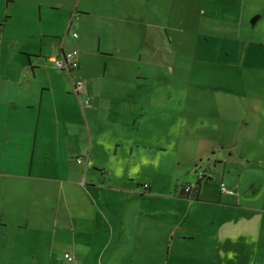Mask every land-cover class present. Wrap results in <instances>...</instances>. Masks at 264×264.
Masks as SVG:
<instances>
[{"label":"crops","instance_id":"1","mask_svg":"<svg viewBox=\"0 0 264 264\" xmlns=\"http://www.w3.org/2000/svg\"><path fill=\"white\" fill-rule=\"evenodd\" d=\"M29 1L49 27L22 28L17 0H0V264H24L23 249L31 260L55 244L62 260L74 257L67 264H168L179 249L201 251L206 264H264V89L245 130L210 147L185 183L206 173L198 198L178 185L165 192L140 175L146 148L172 134L156 118L163 104L146 102L147 76L135 72L150 61L147 38L150 54L162 39L150 0H84L62 21L49 11L63 1ZM141 21L152 37H141ZM174 41L163 35L166 46ZM71 50L78 68L56 69L50 59ZM256 71L264 74L257 58ZM222 181L233 195L220 192Z\"/></svg>","mask_w":264,"mask_h":264},{"label":"rangeland","instance_id":"2","mask_svg":"<svg viewBox=\"0 0 264 264\" xmlns=\"http://www.w3.org/2000/svg\"><path fill=\"white\" fill-rule=\"evenodd\" d=\"M27 1L30 2L17 0V5L10 4L11 8L18 6L16 23L22 28L49 27L46 19H40L38 8ZM60 1L65 4L49 12L62 21L63 14L68 15L77 3L82 7L84 0ZM136 8H140L137 12L141 11L143 17L144 6ZM146 8L155 13L156 20L160 19L161 28L155 37L162 39L160 43L157 41L159 52L150 54L152 43L147 38L146 57L150 61L141 63L135 72L147 76L140 82L147 91L146 102L155 99L163 104L156 118L163 128H171L172 134L159 150L146 148L145 170L140 175L153 178L167 192L173 191L175 185L192 182L197 174L193 177L192 173L199 171L200 159L206 162L207 157H203L210 147L225 141L224 136H234L236 128L245 130L246 125H242L245 118L250 124L249 108L260 99L255 91L264 89V74L251 72L256 58L264 63V0H150ZM46 9L44 5V16ZM89 20L94 25L98 23L97 19ZM141 23V37L145 34L152 37L150 32L154 30L144 21ZM167 32L175 43L166 46L162 40ZM129 43L131 49L143 48ZM242 55L246 57L241 67ZM244 103H249V107ZM49 249L30 260L31 254L25 248L21 261L67 264L61 259L62 245L55 244ZM168 261V264H206L201 251L183 249L169 255Z\"/></svg>","mask_w":264,"mask_h":264},{"label":"built area","instance_id":"3","mask_svg":"<svg viewBox=\"0 0 264 264\" xmlns=\"http://www.w3.org/2000/svg\"><path fill=\"white\" fill-rule=\"evenodd\" d=\"M74 37H76V33L73 34ZM52 65L58 69V70H73L78 68L79 66V61H78V51L77 50H71L68 52H65L57 57H53L50 59ZM75 85V90L78 94L82 93L85 90V84L84 81L82 80H77L74 83ZM90 100L88 98H84L82 100V104L84 106H89ZM78 162H81V159H77ZM202 176V172L199 173V177ZM144 187H147V184L143 185ZM219 188H220V192L224 193V194H229V195H233L234 191L229 188L225 182H220L219 184ZM186 190L188 191V188H186ZM64 259L66 261H68L69 263L74 262V257L72 255H70L69 253H65L64 254Z\"/></svg>","mask_w":264,"mask_h":264},{"label":"trees","instance_id":"4","mask_svg":"<svg viewBox=\"0 0 264 264\" xmlns=\"http://www.w3.org/2000/svg\"><path fill=\"white\" fill-rule=\"evenodd\" d=\"M73 70H70L68 72H71ZM63 71H67V70H63ZM82 93H80V94H82ZM208 179H209V177L205 176L204 178H199L198 181L193 186H189L186 184H182V185L178 186L180 195L185 197V198H191V199L198 198L200 183L203 181H207ZM186 188H188V191L186 190Z\"/></svg>","mask_w":264,"mask_h":264},{"label":"flooded vegetation","instance_id":"5","mask_svg":"<svg viewBox=\"0 0 264 264\" xmlns=\"http://www.w3.org/2000/svg\"><path fill=\"white\" fill-rule=\"evenodd\" d=\"M202 172V176L199 178H204L206 176V173L204 171H200V173Z\"/></svg>","mask_w":264,"mask_h":264}]
</instances>
